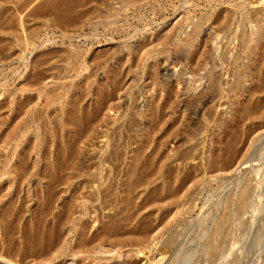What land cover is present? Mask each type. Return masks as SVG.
I'll return each mask as SVG.
<instances>
[{
  "label": "rangeland",
  "instance_id": "374dc122",
  "mask_svg": "<svg viewBox=\"0 0 264 264\" xmlns=\"http://www.w3.org/2000/svg\"><path fill=\"white\" fill-rule=\"evenodd\" d=\"M263 35L264 0H0V263L33 264L51 198L85 212L35 264H80L127 197L129 264H264Z\"/></svg>",
  "mask_w": 264,
  "mask_h": 264
},
{
  "label": "bare ground",
  "instance_id": "6f19581e",
  "mask_svg": "<svg viewBox=\"0 0 264 264\" xmlns=\"http://www.w3.org/2000/svg\"><path fill=\"white\" fill-rule=\"evenodd\" d=\"M53 4L55 5V3H53ZM258 34H260V33H258ZM135 163H136L135 162V158H132L131 163H130L129 168H128V171H127V174H130V172L132 171V168L135 165ZM124 187L128 188L129 184L126 182L124 184ZM249 190H250L249 186L246 187L243 183H241V185L237 189V191L235 193V196H234V199H233L234 202H235V206H238L240 204L245 205V203L247 201V198H248ZM249 199H250V197H249ZM42 204H43V208L36 209L34 211L33 237H32L33 239L31 238L33 240V243H31L29 241L31 233L28 235L29 236L28 237L29 240L27 239L28 240L27 243H29V244L31 243L33 245L32 246L30 244V246H32V247H30V248H32L30 250H33V256H34L33 264H35L39 260H40V262L46 260L45 257H48L47 260L50 259L51 258L50 257L51 249H52V247H54V245L56 243L53 242V243H48L47 244L46 243L47 240L50 238V236H52V234H56V233H60L61 234V233H64V231H66L67 233L73 232V230H72L73 228L72 227H74L75 224L78 223V221H77V223L75 221V218L78 219V217H76L75 214L78 213V214L83 215L84 212H85L83 204L82 203H78V205H77V202H75L74 199H70L69 201L64 202L61 205L62 209L60 211H58V212H55L56 211V207H55L56 205L54 204L53 199L45 198V199L42 200ZM128 206H129V200H128L127 197H124L119 203H110V206L108 208V212H106V214L104 215V217L102 218V220L100 222V225H99L100 229L96 233H94L92 235V238L87 239L82 244V248H83L82 252H81L82 254L78 255L79 258H80V264H129V261L132 260L133 256L138 255L140 253L142 254V253H144L146 251L145 250L146 246L144 245V243L147 242L146 241V235H143V237H138L137 239H135V241H134V239L133 240H125V238H121V237L118 236V234H119L118 233V229L120 227L121 219L116 218V210H119L121 208H126ZM236 211H239V209H237ZM57 213L59 215L58 218H56L57 217L56 216ZM246 215H248V214H246ZM49 216L52 217L53 220H54V222H53L54 225L51 226L50 228L44 226V223L46 222V219ZM226 219H227V217L224 214H222L221 216H219V218L217 219L216 223L217 224H223L225 222L224 224H226V221H225ZM238 223H239V221L237 222V224ZM78 225H80V224L78 223ZM26 226H28V225H26ZM28 228L29 227L24 228V229H28ZM25 231H27V230H25ZM82 232H83L82 229H80L79 235H81ZM235 232H237V231H235ZM26 234H28V232ZM77 235H78V232H77ZM26 238H27V235H26ZM97 239H99V241L102 242L103 244H105V243H107V244L115 243V246L116 245H120L121 247H123V249H121L119 251L118 255H120V256L119 257H113L112 254L111 255L106 254V253L109 252L106 247L105 248L101 247V249L99 248V250H97V251H95L94 249L92 250L91 249L92 248V244ZM227 241H229V240H227ZM173 242H174V238L173 237H169L165 243L167 244V246H169ZM219 242H220V240H219ZM29 244L28 245L26 244V246H28L27 248H29ZM133 245H137L136 248H134ZM236 245H237V243H236ZM236 245H235V247H236ZM7 246H9V245H7ZM7 246L5 248H7ZM13 247H14V245H13ZM11 249H12L11 251H6V249H4V250L7 253L8 252H10V253L12 252L13 253V248L11 247ZM214 250H215V246L214 245H210L208 247L206 246V252L209 255H211L214 252ZM149 251H152V248H149ZM230 253H231V251H230ZM230 253H229V255H230ZM11 254H9V255H11ZM9 255L6 254V256H9ZM14 255H12V256L14 257ZM0 257H1V255H0ZM3 257H5V256H3ZM23 258H25V257H23ZM221 259H222V257H221ZM8 260H11V259H8ZM10 262H13V259Z\"/></svg>",
  "mask_w": 264,
  "mask_h": 264
}]
</instances>
